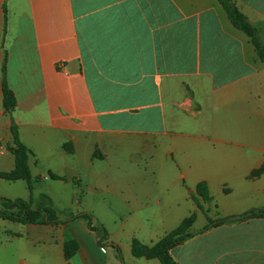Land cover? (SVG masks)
I'll return each instance as SVG.
<instances>
[{"label": "crops", "instance_id": "0c3cea01", "mask_svg": "<svg viewBox=\"0 0 264 264\" xmlns=\"http://www.w3.org/2000/svg\"><path fill=\"white\" fill-rule=\"evenodd\" d=\"M234 2L264 42V0ZM12 121L40 181L29 192L0 179V197L36 208L46 195L93 215L124 264H161L135 258L132 241L150 246L191 215L198 230L264 208V62L218 0H0L4 173L14 169ZM199 183L212 199L202 209L191 199ZM98 239L83 217L0 219V264H123ZM69 240L78 250L66 260ZM170 254L178 264H264V217L213 227Z\"/></svg>", "mask_w": 264, "mask_h": 264}, {"label": "trees", "instance_id": "16d2710c", "mask_svg": "<svg viewBox=\"0 0 264 264\" xmlns=\"http://www.w3.org/2000/svg\"><path fill=\"white\" fill-rule=\"evenodd\" d=\"M218 1L225 10L233 27L243 32L249 38L255 48L257 56L262 62H264V42L261 39L258 30L251 24L248 18L240 12L234 0ZM1 93L4 114L11 117V114L16 108V99L13 92L9 89L6 81V55L3 57L1 66ZM10 131L13 145L8 147V151L14 157V169L9 173L0 172V179L10 182L22 180L26 183L28 191L32 192L34 182H39L40 178H36L34 180L31 178L28 167L29 150L20 141L18 128L13 121L11 123ZM260 172L261 170L254 172L253 176L258 175ZM49 176L54 179H60L52 173H49ZM191 199L200 209H202L200 202H211L212 199L205 183H199L196 186L195 194H191ZM0 206V219L20 224L60 225L70 222L75 218L83 217L88 221V228L99 234V246H110L114 248L120 262L124 264L123 256L119 247L113 243H108L107 231L102 226L94 224V219L91 214L78 213L66 219H60L55 211L50 208L52 207L51 200L46 195L40 196L39 205L36 208H33L30 203L22 199L8 200L3 197H0ZM263 217L264 208L251 210L238 216L224 217L214 221H209V223L202 229L191 232V227L194 223V216L191 215L185 218L175 230L166 233L161 239L150 246L144 245L138 240H133L131 243V253L135 258H144L147 260L156 259L161 264H178L171 257V249L182 245L193 236L220 225L238 223L249 219ZM77 250L78 244L76 241L69 240L65 242L63 246L64 258L66 260H70L75 255Z\"/></svg>", "mask_w": 264, "mask_h": 264}, {"label": "rangeland", "instance_id": "374dc122", "mask_svg": "<svg viewBox=\"0 0 264 264\" xmlns=\"http://www.w3.org/2000/svg\"><path fill=\"white\" fill-rule=\"evenodd\" d=\"M16 194H21V190L20 189H16V191H15V195ZM18 197V196H17ZM39 200H40V197H39ZM93 200H95V199H92L91 201L89 200V204L91 205V207H89V208H92V209H97L96 210V212H97V214H100L101 213V210L100 209H102V206L100 205V204H95V202H93ZM92 204H93V207H92ZM51 205H52V207H50V208H52L54 211H55V213L57 214V211L56 210H58L61 214L62 213H65V212H63V211H61V210H64L65 211V209L68 211V213H66V214H68V215H70V216H72V215H76L77 214V210H78V208L77 207H53V204H52V202H51ZM96 206V207H95ZM0 208H1V206H0ZM79 213V212H78ZM57 216H58V214H57ZM69 216V217H70ZM92 217H93V219H94V216L92 215ZM209 223V221L207 222V224ZM206 224V225H207ZM95 225H97V224H95ZM205 225V226H206ZM202 229V228H201ZM199 230V229H198ZM194 231H197V227L196 228H191V232H194Z\"/></svg>", "mask_w": 264, "mask_h": 264}]
</instances>
